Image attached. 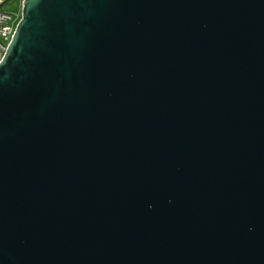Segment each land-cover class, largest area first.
Returning <instances> with one entry per match:
<instances>
[{"label":"water","instance_id":"water-1","mask_svg":"<svg viewBox=\"0 0 264 264\" xmlns=\"http://www.w3.org/2000/svg\"><path fill=\"white\" fill-rule=\"evenodd\" d=\"M0 264H264V0H23Z\"/></svg>","mask_w":264,"mask_h":264},{"label":"built area","instance_id":"built-area-1","mask_svg":"<svg viewBox=\"0 0 264 264\" xmlns=\"http://www.w3.org/2000/svg\"><path fill=\"white\" fill-rule=\"evenodd\" d=\"M13 0H0V61L11 42L15 20L20 19V12L7 9V4Z\"/></svg>","mask_w":264,"mask_h":264},{"label":"rangeland","instance_id":"rangeland-1","mask_svg":"<svg viewBox=\"0 0 264 264\" xmlns=\"http://www.w3.org/2000/svg\"><path fill=\"white\" fill-rule=\"evenodd\" d=\"M22 2H23V0H13V1L9 2L6 5L7 9H16V10H18L20 12V17H21ZM18 22H19V20H15L13 22L14 28L16 27Z\"/></svg>","mask_w":264,"mask_h":264},{"label":"trees","instance_id":"trees-1","mask_svg":"<svg viewBox=\"0 0 264 264\" xmlns=\"http://www.w3.org/2000/svg\"><path fill=\"white\" fill-rule=\"evenodd\" d=\"M9 10H14V11H16V12L18 11V10H16V9H9ZM18 12H19V11H18ZM19 17H20V16H19Z\"/></svg>","mask_w":264,"mask_h":264}]
</instances>
